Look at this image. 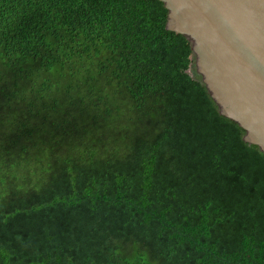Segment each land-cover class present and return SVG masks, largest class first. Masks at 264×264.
Masks as SVG:
<instances>
[{
    "label": "trees",
    "instance_id": "16d2710c",
    "mask_svg": "<svg viewBox=\"0 0 264 264\" xmlns=\"http://www.w3.org/2000/svg\"><path fill=\"white\" fill-rule=\"evenodd\" d=\"M160 0H0V264H264V153Z\"/></svg>",
    "mask_w": 264,
    "mask_h": 264
},
{
    "label": "water",
    "instance_id": "95a60500",
    "mask_svg": "<svg viewBox=\"0 0 264 264\" xmlns=\"http://www.w3.org/2000/svg\"><path fill=\"white\" fill-rule=\"evenodd\" d=\"M221 116L264 153V0H160Z\"/></svg>",
    "mask_w": 264,
    "mask_h": 264
}]
</instances>
